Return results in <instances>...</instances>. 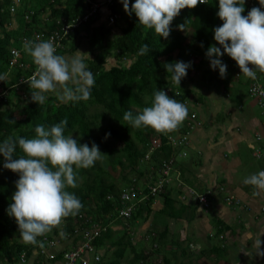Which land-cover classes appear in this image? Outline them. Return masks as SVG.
<instances>
[{
	"label": "trees",
	"instance_id": "obj_1",
	"mask_svg": "<svg viewBox=\"0 0 264 264\" xmlns=\"http://www.w3.org/2000/svg\"><path fill=\"white\" fill-rule=\"evenodd\" d=\"M95 1L98 0H25L19 11L11 0H0V77H3L0 80V90L4 91L0 96V141L8 136L33 138L37 124L50 127L66 119V135L72 134L73 137L80 138L79 143H87L89 146L94 142L103 152V159L97 161L93 167L77 170V187L68 189L83 205L79 214L65 218L58 227L46 234V241L54 240L58 236L59 240L68 239L65 235L73 237L75 241L82 237L83 228H93L96 224L100 225V229L90 239V243L102 255L100 264H180L176 252L187 258L201 257L202 253L212 252L213 259L220 258L225 250L220 234L224 229L232 230V227L213 214L215 202L211 203V197L223 193V198L216 199V202L238 205V200L230 198L231 193H228L229 188L224 178L215 180L214 186L198 182L188 183L189 177L184 175L183 170L192 173L195 166L193 169L189 168L191 157L186 152V156L177 161L181 171L179 183L173 187L163 185L158 193H150V186L158 180V175L154 177L153 172H159L161 161L169 158L175 151L167 143V134H176L179 131L183 135L188 129L187 125L191 127V120L196 114L189 118L188 112L183 125L167 134L157 133L151 128L135 129L123 120L125 111H131L135 115L144 107L150 106L153 93L158 89L164 91L168 88L167 95L182 104H185L183 102L192 93H196L197 98L202 100V93L195 90L194 85L189 86L190 82H195L194 77L189 75L192 70H201L198 80L203 88H209L212 79L223 91L228 88L226 77L221 78L218 70L213 71L212 68L204 66L207 61L210 62L205 56L207 48L210 45L221 47L213 39V29L223 23L216 15L218 0H208V3L199 4L195 8L182 9L171 22L170 34L166 39L157 36L152 29H143L134 13L129 16L121 2L112 0L107 4V10L115 15L113 26H108L105 22L95 24L99 14L95 11L69 31L57 47V54L70 53L78 48L80 40L84 38L90 55L86 63L95 77L91 98L64 104L54 94L49 93L43 105L33 102L30 99L31 89L28 83H18L20 76L26 77L30 74V56L26 55L24 58L22 54L26 67H10L9 49L19 47L16 43L20 44L23 36L29 37L33 32L48 34L56 27L57 19L82 17ZM132 3L134 0H129V6ZM11 5L13 11L10 12ZM253 7H259L258 0H245V11L242 15H247ZM14 17L18 18V23H14ZM117 25V33L109 37L111 28ZM144 45H148L149 51L142 55L140 49ZM109 58H113L114 63L109 64ZM220 59L232 69L238 67L227 54ZM123 60L128 62L122 63ZM176 61L191 62L186 75L188 85H185L184 80L177 85L172 80V73L166 72L164 65ZM198 80L195 83L199 84ZM106 133H110L107 138ZM152 139H158L160 147L150 152L148 159L142 160L147 151V143ZM185 147L184 145V149ZM14 155H22L19 148ZM4 162L5 158L0 154V264H13L19 261L21 253L26 257L32 245L22 241L14 217L7 214V208L12 203L11 197L16 191L15 181L19 177L5 169ZM147 162L150 163L149 166H141ZM116 167L119 185L112 174ZM129 187L138 190L139 195H144V198L141 201L133 198L131 201L122 202L120 194ZM201 194L206 199V205L201 207L204 212L212 208L209 219L213 229L205 234V239L212 242L214 239L216 242L210 243L212 245L207 250L199 238L194 237L191 240L189 236L181 237L169 228L168 223L170 220L177 224L193 221L196 209L201 205L198 203V195ZM154 199L160 200L157 208H152ZM122 206H131L127 217L118 216L117 209ZM146 218L150 224L146 229L149 244L147 248L136 250L128 230L131 225ZM116 220L121 225V230L118 226L113 228L111 223ZM158 224L162 226L160 229L156 227ZM59 229L61 235L58 234ZM167 235L170 236L168 239ZM37 239L39 244L35 246L42 256L46 254V241L42 236ZM192 243L195 244L194 247L198 246V253L191 249ZM52 246L53 244L50 247ZM70 246L61 248L51 258L62 260L63 250ZM110 247L113 248L112 252L104 257ZM127 252L132 256L128 257ZM150 254L152 258L148 259ZM191 263L194 261L191 260Z\"/></svg>",
	"mask_w": 264,
	"mask_h": 264
},
{
	"label": "clouds",
	"instance_id": "obj_2",
	"mask_svg": "<svg viewBox=\"0 0 264 264\" xmlns=\"http://www.w3.org/2000/svg\"><path fill=\"white\" fill-rule=\"evenodd\" d=\"M120 2L126 14L129 16L135 14L143 29H152L157 36L166 39L170 34L171 22L182 9L195 8L199 4L208 3V0H134L131 6L129 0ZM258 2L259 7H253L247 15H242L245 11V0H218L216 15L223 23L213 29V39L221 47L210 45L205 53L210 61V67L213 70L218 69L221 78L227 74V65L220 57L227 54L232 58L240 71L237 72L235 69L236 75L243 74L246 77V86L251 79H256V74L259 79L264 80V10H262L264 0ZM103 6H99L97 14ZM104 7L107 9V6ZM110 15L112 14L107 10L104 22L108 26L115 22V18L113 22H108ZM23 51L31 57L35 65V71L26 81L31 89L30 99L33 102L43 105L49 93L54 94L57 100L64 104L87 101L91 98L95 77L88 69L86 61L90 57L86 52L77 50L70 57L57 54L54 37L47 40L39 37L36 40H26ZM148 51V45H144L140 49V54H146ZM164 67L166 72L172 73L173 82L180 85L191 67V62L176 61L165 64ZM0 80H3V77H0ZM167 91L168 88L164 91L156 90L150 106L144 107L135 115L131 111H125L123 120L135 129L151 128L161 134L177 130L187 118L188 109L186 105L169 97ZM194 115V112H190L189 118ZM66 125V119L50 127L37 124L33 138L8 136L0 141V154L5 158L3 167L18 174L19 177L15 181L16 191L11 197L12 203L7 208V214L14 217L25 244H36L37 238L41 236L46 241V234L58 227L65 218L79 214L83 205L68 189L77 187L78 169L91 168L97 161L103 159V152L94 142L89 146L87 143H79L80 138L73 137L72 134L66 135L64 131ZM109 135L110 133H106L105 138ZM173 135L167 134V143L175 151L170 155L174 162L165 184L172 187L179 183L175 165L180 158L186 156L184 145H188V142L172 145L169 140L171 137L176 139L183 137L184 141L187 140L186 134ZM160 144L158 139L149 141L142 160L148 159L149 153L158 149ZM150 145H153L152 150H149ZM17 148L22 153L18 157L14 155ZM263 156L262 154L256 157ZM243 183L264 190V170L246 177ZM230 198H234L233 194ZM60 231L59 229V235ZM262 235L264 229L258 230L252 238V248L258 256H264V250L260 247L264 243L261 240ZM54 240L59 241V236ZM47 244L48 241L44 244L48 249L51 245ZM95 249L102 256L99 249ZM100 263L101 260L98 264Z\"/></svg>",
	"mask_w": 264,
	"mask_h": 264
},
{
	"label": "crops",
	"instance_id": "obj_3",
	"mask_svg": "<svg viewBox=\"0 0 264 264\" xmlns=\"http://www.w3.org/2000/svg\"><path fill=\"white\" fill-rule=\"evenodd\" d=\"M105 14V8H101L95 24L104 22ZM86 45L84 38H82L77 49L70 53H64L63 55L70 57L77 50L81 52L84 50L88 54L89 48ZM231 76L234 77L233 75ZM231 76L230 74L225 76L227 81ZM239 78L240 75H237L235 80L240 81ZM214 82V80L210 82L209 88L198 86L195 82V84L192 82L189 83V86L194 85V89L199 90L204 98L202 100L197 98L192 103L188 100L183 102L188 108V111L190 110L189 112L196 114V120L200 125L196 127L192 123V127H189L184 133L188 140V145L185 147V150L188 156L191 157L190 159L188 157V165L191 169L195 166L192 173L184 169V175H188L189 180L193 179L195 183H203L204 185L213 184V186L214 181L222 177L230 192H232L231 194L238 200V205L236 206L225 205L223 202L215 201L213 208L214 214L232 227V230L224 229L220 234V237L222 236L220 241L225 246V250L221 253L220 259H223L227 255L230 256L228 261H222V264H264V256L256 255L255 249L252 248L253 236L258 230L264 229V190H258L251 185L244 184L243 181L246 177L243 175L239 176L236 171L238 166L244 164L238 157L237 146L240 141H244L251 148V156L256 157L252 153L255 148L264 154V132L260 129L262 124H260L261 121L257 117L246 116V113H240L243 107L242 104L236 100L231 102L228 91L225 93ZM191 107L193 110L190 109ZM177 133L180 132L178 131ZM234 151H237V153H232V156L229 154L226 155V153ZM263 158L264 156L258 159ZM213 159L218 162L217 164L220 170L219 175L214 174L211 176L207 172L206 167L208 162ZM223 168L228 169L225 171ZM175 170V174L179 175L181 173L177 164ZM259 171L262 170H257L256 172L258 173ZM248 173L251 175L255 174L254 170L247 172L245 175H248ZM156 206H160V200L158 199H154L152 208H157ZM143 222L142 224L146 225L144 231H141L136 239L131 237V240L135 243L140 242L143 245L141 247H146L148 244L144 240H147L146 229L150 224L147 218ZM168 223L172 231L177 232L181 237L184 235L189 236L191 240L198 236L195 234L196 231H203L206 234L212 232L211 230L213 229V225L210 223L206 211L204 212L201 207L196 209V217L193 221L177 224L170 220ZM205 223L209 224V226L206 227ZM156 227L160 229L162 226L158 224ZM73 240V237L59 240L53 243L52 247L45 250L46 254L41 256L36 249L37 244H39L38 239L36 244H31L30 253L22 261L19 258V261L13 264H62L60 259H53L51 256L66 245H71ZM261 240L264 241V235L261 236ZM208 242L212 243L211 240ZM260 247L264 250V243ZM112 250L113 248L110 247L104 257H108ZM127 251L129 250L127 249Z\"/></svg>",
	"mask_w": 264,
	"mask_h": 264
},
{
	"label": "built area",
	"instance_id": "obj_4",
	"mask_svg": "<svg viewBox=\"0 0 264 264\" xmlns=\"http://www.w3.org/2000/svg\"><path fill=\"white\" fill-rule=\"evenodd\" d=\"M112 0H98L95 2H92L90 4V9L87 13H85L82 17L72 18L69 20H56V27L49 32L48 34H43L42 32H33L29 37L23 36L20 39V45L23 46L24 42L26 40H36L37 37L40 39L47 40L49 38H53L55 40V44L57 47L60 46V40L74 27H76L81 21H84L88 18V16L92 15L99 6H107ZM18 2V0H13V3ZM115 2H120V0H115ZM13 5L10 7V11H13ZM27 15H24V18H26ZM115 15L108 16V22L111 23L114 21ZM61 20V21H60ZM22 48H10L9 50V58H8V66H16L18 68H24L26 67V63L22 60ZM30 60L32 61L31 57ZM31 71L30 74L26 77L20 76L18 78V83H24L28 80V78L33 74L35 71V65L33 61L31 62ZM247 92L250 97H254L255 101L260 108L261 114L264 116V80L259 79V77L256 74V79H251L248 86H247ZM4 93V91L0 90V96ZM170 143L172 145L180 144L184 141L183 137L176 139V138H169ZM157 145V144H156ZM153 149V145L149 146V150ZM147 155H145L146 157ZM174 162V158L170 157L166 160H162L160 164V170L158 174V180L155 184L150 186V193H158L163 189V185H165L168 181L169 172L172 168ZM191 191H189L190 193ZM139 191L135 190L133 187H129L125 189L120 194V199L122 202L131 201L133 198H137L139 200L144 198V195H139ZM198 203L205 206L206 205V199L204 195H198ZM118 216L119 217H127L129 215V212L131 211V206H122L117 209ZM100 225L94 224L93 228H83L81 230L82 237L80 239L78 238L75 240L73 244H71L70 247L66 248L62 252V264H98L101 260V256L99 252L95 249V247L90 243V239L94 237L95 234H97L98 230L100 229ZM102 228V227H101ZM103 229V228H102ZM65 238H68V236L65 235ZM70 238V237H69ZM68 238V239H69ZM58 240H50L48 241V245H52L54 242H57ZM20 260H23V254H20Z\"/></svg>",
	"mask_w": 264,
	"mask_h": 264
},
{
	"label": "rangeland",
	"instance_id": "obj_5",
	"mask_svg": "<svg viewBox=\"0 0 264 264\" xmlns=\"http://www.w3.org/2000/svg\"><path fill=\"white\" fill-rule=\"evenodd\" d=\"M11 3L13 4V0H11ZM23 4H25V0H18V2L14 3L15 8H18L19 11H21V8L23 7ZM102 8H105V7L103 6ZM105 13H107V9L106 8H105ZM14 23H18V18L14 17ZM117 31H118V25L116 27H112L111 28V33L109 34V37H112L115 33H117ZM16 44H17L16 46H19L21 48L23 47L19 43H16ZM12 45H14V44H12ZM84 47H85V45H84ZM83 52H84V50H83ZM22 54H23V57L24 58H26V55H28L27 53L25 54V51H23ZM127 62H128V60H123L122 63H127ZM108 63L109 64L114 63V59L113 58H109L108 59ZM204 66L205 67H208V68H211L210 67V62H208V61L204 64ZM235 69H237L236 70L237 72H240L238 67H235L234 69H232V68H230V67L227 66V74H226V76L230 74V76L233 75L234 77L231 76L230 78H228V81H227L228 88H226L225 92L228 91L229 100L231 102H233V101L236 100L237 102H239V103L242 104L243 107H242L240 113H246V116H255V117H257V119H259L261 121L260 124H262V127L260 129H262L263 132H264V116L261 114V111H260V109H259V107H258V105H257V103L255 101V98L248 96L247 86H246V82H247L246 77L243 74H240V78H239L240 81L235 80V77L237 76ZM217 70L218 69H215L213 71H217ZM200 73H201V70H197V71L192 70V71H190L189 75L193 76L194 77L193 80H195V82H196V80H198V78H200V76H201ZM205 76H206V74H205ZM203 79H205V78H203ZM182 80H184L185 85L186 84L188 85V83H187L188 80H187L186 76L184 78H182ZM211 81H213V79ZM197 82L199 84L201 83L200 80H198ZM192 83L195 84L193 81H192ZM199 84H196V85H199ZM200 85L203 87V84H200ZM196 98H197V94L196 93H192V94H189L187 96V100L188 101H191V103L193 102V100H196ZM190 109L193 110L192 107ZM196 119L197 118L194 117V119L191 120V127H192V123L196 127L200 126L199 125V122H197ZM182 125H183V123H182ZM187 128H189L188 125H187ZM176 135H177V133L174 134L173 136H176ZM187 142H188V140H185L182 143H187ZM237 147H238V154H239L238 157L241 159V162L244 163L241 166H238L236 168V171L238 172V175L239 176L243 175L245 177H248L251 174L248 173V175H245L247 172H252L254 170V172L257 173L256 172L257 170H263L264 169V158L263 159H258L256 157L251 156V154H250V149L251 148H249L245 144L244 141H240ZM232 153H237V151L228 152V153H226V155L229 154V155L232 156ZM252 153L255 156L262 155V153L257 148L253 149V152ZM194 156H196V155H194ZM217 163L218 162L215 161L214 159L212 161H209L208 162V165H207L206 169H207V172H209L211 174V176H213L214 174L215 175H217V174L219 175V170L220 169L218 168L219 166H218ZM145 164H146V166H149L150 165V163L147 162V163L141 164V166H144ZM224 169L226 171L228 168H223V170ZM117 173H118V168L116 167V169L112 171V174L115 176V181L119 185L120 184V179H119V176H118ZM157 175H158V170H155L153 172V176L156 177ZM187 182L188 183H193L194 180L193 179H190ZM171 183H172V181H171ZM172 184H175V183H172ZM228 193H232V192H230V190H229ZM221 198H223V193H218V196H215L214 198L211 197L212 202L211 201L210 202L213 203V202H215L216 199H221ZM153 207H155V206H153ZM206 214H207L208 217L212 216V208L210 210H208L206 212ZM213 214H214V212H213ZM199 222H200V220H199ZM142 223H144L143 220L137 222L135 225H131L130 226L131 229L129 228V230H128V233L131 234L130 237H133L134 239L138 238L139 233L141 231L143 232L144 231V227L146 226V225H143ZM111 224H112L113 228H116L118 226V229L121 230V225L119 224V222L117 220L116 221H113V223H111ZM205 226L207 227V226H209V224H206L205 223ZM157 228L159 229V227H157ZM177 228H179V227H177ZM195 234L198 235L197 238L200 239V242H201L202 246H204V248L206 250L209 249V247L212 244H210L208 241H206L204 239L205 238L204 237L205 233H203V231L202 232L201 231H199V232L196 231ZM169 237L170 236L167 235V239ZM213 241L214 242H212V240H211V242L213 244H215L216 242H215L214 239H213ZM145 242H147V244H149L148 243L149 242V239L146 240ZM181 244H183V243L181 242ZM192 244L193 245L191 246V249L194 252L198 253L197 252L198 246H195L194 247L195 244L194 243H192ZM134 247H135L136 250L140 249L141 248V243L140 242L134 243ZM176 254H177V260H179L180 264H185V263L192 264L191 263V260L194 261L193 264H222V261H228V259L230 257L229 255H227V256H224L223 259L222 258L221 259L220 258H217V260H216V259H213L212 252H208L207 254L202 253L201 257H199V256H196V257H193V258L192 257H188L189 258L188 259L187 257H184V256L182 257V256L178 255V252H176ZM127 255H128V257H131L132 256V254L130 252L127 253ZM151 258H152V254L149 255L148 259H151ZM61 261L62 260L60 259V262Z\"/></svg>",
	"mask_w": 264,
	"mask_h": 264
}]
</instances>
